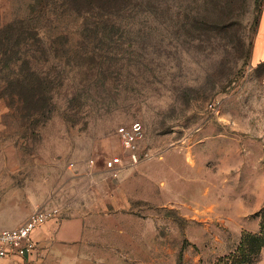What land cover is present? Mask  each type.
<instances>
[{
    "label": "rangeland",
    "instance_id": "1",
    "mask_svg": "<svg viewBox=\"0 0 264 264\" xmlns=\"http://www.w3.org/2000/svg\"><path fill=\"white\" fill-rule=\"evenodd\" d=\"M260 1L124 0L80 13L67 0H0L1 25L29 17L26 26L40 30L46 51L31 40L30 66L53 81L45 121L0 95V204L18 220L44 206L67 216L103 204L110 250L99 239L74 264H217L234 253L242 240L232 222L207 217L190 198L205 178L184 181L170 165L216 169L245 137L264 152V62L251 59ZM135 121L149 155L112 179L103 160L128 157L117 128ZM262 249L236 264H260Z\"/></svg>",
    "mask_w": 264,
    "mask_h": 264
},
{
    "label": "crops",
    "instance_id": "2",
    "mask_svg": "<svg viewBox=\"0 0 264 264\" xmlns=\"http://www.w3.org/2000/svg\"><path fill=\"white\" fill-rule=\"evenodd\" d=\"M261 6L251 54L254 64L264 62V0ZM199 138L196 149L201 162L204 163L207 142L203 135ZM259 150L257 139L245 137L241 138L238 144L232 145L231 156L227 162L222 160V164H217L216 169L209 166L200 168L197 162L186 166L173 165V158L170 169L178 171V178L184 181L194 182L195 179L201 181V178H205L200 192L190 198L194 200L195 196V199L204 204L208 210L207 217L232 222L233 233L240 238L244 230L253 233L261 230L258 212L264 206V152ZM164 158V155L159 157L160 160ZM161 183L164 189L169 181L164 179ZM93 203H88V207H82L78 212L71 210L67 212V216H63L61 209L55 206L60 212L34 233L38 242L37 252L26 257L12 255L1 259L0 264H74L81 257L77 255L78 252H87L99 239L103 248L101 251H109L111 245L105 242V235L113 232L112 226H109L112 213L106 211L107 208L103 204L96 208ZM0 205L1 229L20 225L35 210H28L24 219L18 220L11 216L12 208L9 203ZM36 206L37 203L34 204V207ZM70 212L72 215H68ZM260 264H264V247Z\"/></svg>",
    "mask_w": 264,
    "mask_h": 264
},
{
    "label": "trees",
    "instance_id": "3",
    "mask_svg": "<svg viewBox=\"0 0 264 264\" xmlns=\"http://www.w3.org/2000/svg\"><path fill=\"white\" fill-rule=\"evenodd\" d=\"M261 0V4H262ZM69 5H73L80 13H85L94 9L105 10L114 9L124 5V0H67ZM44 5L39 8L38 16L45 17L49 8ZM37 8L35 4L33 9ZM261 12V11H260ZM29 17L16 19L7 25L0 24V95L14 100L16 98L26 111L32 114L40 113L43 121L48 119L52 113L51 91L53 81L42 75L37 69L32 68L31 57L33 54L27 46L31 40L38 44L39 52L46 51L44 39L39 29L32 30L26 26ZM259 17L257 20V25ZM8 69L9 72L4 71ZM3 73V75H1ZM261 218V230L258 233L247 231L249 243H245L241 234V245L230 256L222 257L217 264H236L244 256L243 254L261 253L264 247V220ZM243 252L242 255H238ZM259 256H257V260Z\"/></svg>",
    "mask_w": 264,
    "mask_h": 264
},
{
    "label": "built area",
    "instance_id": "4",
    "mask_svg": "<svg viewBox=\"0 0 264 264\" xmlns=\"http://www.w3.org/2000/svg\"><path fill=\"white\" fill-rule=\"evenodd\" d=\"M117 134L122 149L128 153V157L124 159L120 155H114L103 160L104 171L112 179H117L125 167L136 165L149 155L148 152L143 153L140 149V142L146 134L141 122L135 121L121 125L117 128ZM89 162V165L93 166L95 159L92 158ZM75 166L76 163L70 164L72 168ZM58 213L59 208L44 206L32 211L20 225L0 229V260L12 255L20 257L34 255L38 249V242L34 238L35 231Z\"/></svg>",
    "mask_w": 264,
    "mask_h": 264
}]
</instances>
